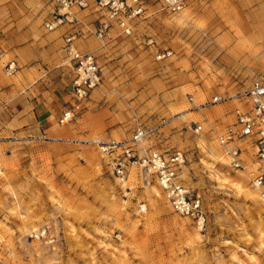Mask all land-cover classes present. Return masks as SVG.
<instances>
[{"label": "rangeland", "instance_id": "rangeland-1", "mask_svg": "<svg viewBox=\"0 0 264 264\" xmlns=\"http://www.w3.org/2000/svg\"><path fill=\"white\" fill-rule=\"evenodd\" d=\"M261 1L185 0L171 13L146 0L132 35L111 24L105 39L93 33L98 14L76 10L91 33L75 45L96 56L102 79L71 120H58L77 134L50 139L12 135L6 109L25 89H66L68 27L44 28L48 0H0V264H264V201L214 178L254 188L251 144L218 139L254 77L244 65L246 55L260 57ZM137 126L152 130L140 153L182 152V184L200 198L203 221L174 211L142 167L117 175L100 145L129 139ZM226 149H239V167Z\"/></svg>", "mask_w": 264, "mask_h": 264}, {"label": "built area", "instance_id": "built-area-1", "mask_svg": "<svg viewBox=\"0 0 264 264\" xmlns=\"http://www.w3.org/2000/svg\"><path fill=\"white\" fill-rule=\"evenodd\" d=\"M52 6L49 16L44 21V28L53 31L63 25L77 24L72 8H86L89 0H48ZM160 3L162 10L177 13L185 5V0H154ZM95 8L102 13L103 19L94 27L93 33L99 39L109 34V26L115 24L124 36L133 34L135 19L146 11V0H94ZM84 37V33L75 27L64 37V51L71 67V76L67 83V95L70 106L66 108L59 122L71 120L87 103L93 89L101 83V69L96 56L91 52H82L75 41ZM242 103L234 109V123L227 127L219 142L226 147L236 140H247L254 149L257 164L256 174L252 179L254 188H260L264 198V75H254L249 86L236 93ZM221 97L215 96L213 102ZM201 127L197 126L196 131ZM152 130L137 126L132 136L124 141H108L100 148L109 155H114V170L120 179H124L127 168L137 165L153 175L165 193L174 211L198 218L203 221L201 200L182 184L180 177L184 164L181 151L165 153L158 149H144L139 146ZM234 157V165L240 166L239 149H226Z\"/></svg>", "mask_w": 264, "mask_h": 264}, {"label": "crops", "instance_id": "crops-1", "mask_svg": "<svg viewBox=\"0 0 264 264\" xmlns=\"http://www.w3.org/2000/svg\"><path fill=\"white\" fill-rule=\"evenodd\" d=\"M248 3L249 1H245L244 5L247 7ZM254 7L261 8L259 11V13L261 12L260 16L259 15L255 16L256 20H254V22H258L259 20V23L262 25V40L259 44V47H257L256 50L254 51L260 57L252 59L249 58V55H246L247 57L245 59L244 68L246 73L251 72L252 75H264V1H261L259 5H255ZM76 10H80V11L94 10L98 14V17H100L99 21L103 19L102 13L98 11L94 6V0L93 3L89 1L87 8H84L83 10L76 7L72 8L77 24L64 25L67 26L68 28L65 29V33L62 38V48L64 46V37L69 32L73 31L74 27L84 33V37L81 38H85L91 33L89 29L85 30L84 27L81 26L79 22V18L76 16L77 14ZM252 12L253 11H251V17L253 16ZM246 29L248 28L246 27ZM37 83H41V82H37ZM54 83H57V85H55L53 88L54 90L36 89L38 93H34V89L31 90L25 89L24 94L22 93L20 94L21 96H19L18 94L15 95L16 100L13 102L12 105H10L9 108L6 109L7 116L4 122L5 127L9 129L8 131H10L12 135H27L34 137H47L50 139H60L61 137L66 135L74 136L75 134H77V130H73L68 125L62 126L59 125L58 123V120L60 119L62 112L67 108V106L63 107V104L64 102H68L69 98L66 101L65 97H67L68 95H67V90L65 89V85H64L65 83L64 84L61 82H54ZM12 91L15 93L16 89L12 87L10 92ZM41 94L43 97L46 98L43 102L41 101L36 102L34 99H31L32 96L37 95V97H39ZM95 116L98 117L96 114L94 115V117ZM99 123L100 122H98L97 124L99 125ZM55 125L58 126L56 127ZM91 134H92V130L88 133V135Z\"/></svg>", "mask_w": 264, "mask_h": 264}, {"label": "bare ground", "instance_id": "bare-ground-1", "mask_svg": "<svg viewBox=\"0 0 264 264\" xmlns=\"http://www.w3.org/2000/svg\"><path fill=\"white\" fill-rule=\"evenodd\" d=\"M198 143L202 145V141L199 140ZM228 155V154H227ZM229 156V155H228ZM213 158L216 160L224 161L223 156L221 154L213 155ZM214 176V175H213ZM220 177V178H219ZM216 180H220L223 183H231V186L234 188V190L238 193H244V196H252L255 199L259 201H264V198H262L261 189L260 188H253L252 190L244 189L241 182H230L229 178L216 174L214 177ZM219 181V182H220ZM154 193L158 194V191L156 188H153ZM262 199V200H261Z\"/></svg>", "mask_w": 264, "mask_h": 264}]
</instances>
